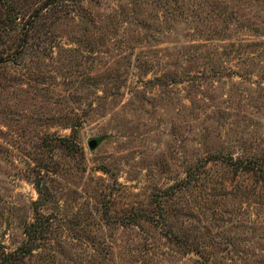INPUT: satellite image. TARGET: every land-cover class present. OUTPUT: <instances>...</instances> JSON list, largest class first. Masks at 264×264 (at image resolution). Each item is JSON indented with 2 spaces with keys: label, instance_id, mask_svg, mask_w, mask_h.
Listing matches in <instances>:
<instances>
[{
  "label": "rangeland",
  "instance_id": "rangeland-1",
  "mask_svg": "<svg viewBox=\"0 0 264 264\" xmlns=\"http://www.w3.org/2000/svg\"><path fill=\"white\" fill-rule=\"evenodd\" d=\"M0 264H264V0H0Z\"/></svg>",
  "mask_w": 264,
  "mask_h": 264
},
{
  "label": "trees",
  "instance_id": "trees-1",
  "mask_svg": "<svg viewBox=\"0 0 264 264\" xmlns=\"http://www.w3.org/2000/svg\"><path fill=\"white\" fill-rule=\"evenodd\" d=\"M248 164V167H253L254 161H248ZM28 235L31 237L30 240L32 241V245L27 248L21 249L20 253L16 254V257L19 261H21V259H23L27 255H30L34 247L36 246V241H39L41 239L40 235L33 234V232H29Z\"/></svg>",
  "mask_w": 264,
  "mask_h": 264
},
{
  "label": "water",
  "instance_id": "water-1",
  "mask_svg": "<svg viewBox=\"0 0 264 264\" xmlns=\"http://www.w3.org/2000/svg\"><path fill=\"white\" fill-rule=\"evenodd\" d=\"M99 146L98 140H91L89 143V147L91 150H95Z\"/></svg>",
  "mask_w": 264,
  "mask_h": 264
}]
</instances>
